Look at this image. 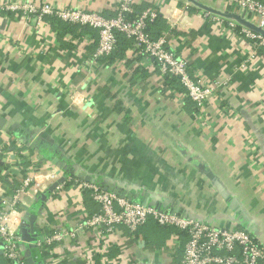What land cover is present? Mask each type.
<instances>
[{"label":"crops","instance_id":"0c3cea01","mask_svg":"<svg viewBox=\"0 0 264 264\" xmlns=\"http://www.w3.org/2000/svg\"><path fill=\"white\" fill-rule=\"evenodd\" d=\"M23 1L110 17L118 0H0V7ZM135 2V12L158 11L164 28L154 38L186 59L194 79L220 84L201 112L134 46L113 63L96 62L89 34L60 40L49 23L0 10V195L10 198L8 175L20 187L40 173L42 192L31 184L18 198L16 219L25 222L24 207L37 211L41 193L64 176L25 244L36 264H181L186 234L152 219L134 234L81 227L99 207L72 184V170L123 188L132 202L248 231L264 245V52L215 28L200 9L250 25L252 16L217 0ZM54 232L73 237L34 244Z\"/></svg>","mask_w":264,"mask_h":264},{"label":"built area","instance_id":"2783aa9c","mask_svg":"<svg viewBox=\"0 0 264 264\" xmlns=\"http://www.w3.org/2000/svg\"><path fill=\"white\" fill-rule=\"evenodd\" d=\"M217 1L224 7H233L235 11L252 16L254 21L252 26L260 29L262 33L241 25L237 29V23L231 18H224L201 8V15L205 21L213 24L217 29L231 31L240 39L250 42L256 52L260 49L264 50V2L261 0ZM135 4V0H118L110 17L52 3L37 4L30 1L4 3L0 10L18 14L26 20L33 17L37 24H47L49 23L47 18H54L68 25L94 30L97 33V40L92 57L96 62L111 55L116 48L117 35H123L133 41V46L141 54L155 63L162 79L169 77L177 80L182 89L178 96L190 101L194 108L201 112L220 84L204 83L194 79L189 73L186 59L170 50L163 36L152 39L147 33L148 26L159 16L158 11L150 7L135 13ZM44 173H47L45 174L47 180L54 178L52 171ZM38 175L40 173L26 178L9 199L4 194L0 195V242L2 257L6 264H26L24 257L26 242L19 233L24 222L17 220L19 215L17 204L20 193L31 184H34L35 192H42L41 188L45 186L40 184ZM70 181L80 192H87L90 199L99 207L97 213L80 224L81 227L111 234L118 226H123L134 234L152 219L160 227H171L186 234L187 241L183 247L181 264H264V245L248 231L214 227L192 217L180 216L154 206L122 199L114 193L105 191L96 183H87L72 177ZM72 237L71 233L54 232L51 235L36 237L34 244L46 248L55 242L70 240ZM176 238L177 236L173 239Z\"/></svg>","mask_w":264,"mask_h":264},{"label":"trees","instance_id":"16d2710c","mask_svg":"<svg viewBox=\"0 0 264 264\" xmlns=\"http://www.w3.org/2000/svg\"><path fill=\"white\" fill-rule=\"evenodd\" d=\"M135 7L136 5H134V12H135ZM193 10V9H191ZM135 13H138V12H135ZM50 26L51 27H54L53 30H55L56 32V36L57 38H59L60 40H62V38L64 36H66L67 34H71L73 35V37H81L80 35H84V34H89L90 37L93 38V42L91 44V47L93 50H95V47H96V40H97V33L94 31V30H91L89 28H81L82 30V33L79 34V35H75V31H76V27H79V26H74V25H68V24H65L57 19H54V18H47L46 19ZM238 24V23H237ZM164 28V25H163V22H162V19L158 16L155 20L154 23H151L149 26H148V30H147V33L149 34V36L152 38V39H156L154 38L156 34H159L161 32V30H163ZM240 26L238 25L237 26V29H239ZM75 35V36H74ZM69 47H72L70 44H68ZM133 47V41L131 40H128L126 39L123 35L121 34H118L117 35V44H116V48L115 50L113 51V53L107 57H103L101 59L105 60L107 63H113L114 60H120L123 55H124V52L128 49V48H131ZM260 52L264 50L260 49L259 50ZM101 59H99L98 61H100ZM165 81H167L168 83H173V82H176L177 80L173 79V78H166ZM179 86V84H178ZM180 90L178 92H181V87L179 86ZM3 182V181H2ZM7 187H8V194L11 196L12 194H14V192L18 189L19 187V184H18V181H17V178L16 176L14 175H8L7 177H5V180L3 182ZM176 233V232H175ZM31 252H32V255H35V250L33 249H30ZM5 261V260H4ZM6 263V261H5Z\"/></svg>","mask_w":264,"mask_h":264},{"label":"water","instance_id":"95a60500","mask_svg":"<svg viewBox=\"0 0 264 264\" xmlns=\"http://www.w3.org/2000/svg\"><path fill=\"white\" fill-rule=\"evenodd\" d=\"M202 9H205V10H208V11H211L217 15H220V16H223V17H230L232 20H235L236 22L238 23H241L242 26H245L255 32H258V33H262V31L246 22L243 21V19H241L240 17L238 16H229V15H226L225 13L224 14H221L220 12H216V11H213V10H210V9H207V8H202ZM11 173H16V171H11ZM69 176H72L78 180H81V181H84V182H87V183H96V184H99L102 189H104L105 191H108V192H111V193H114L115 195H117L118 197L122 198V199H128L130 200V198H127L126 197V193L125 191L123 190V188H119L118 186H115V185H111V184H108V183H98L97 181H95L91 176L89 175H85L83 173H79L78 171H70L69 173ZM64 182V176L61 177L60 179H58L56 182H54L50 187H48V189L46 191H44L43 193H41L39 199H38V204H39V209L42 208V206L44 205L45 201L47 200V193H51L54 191V189L62 184ZM145 202V201H144ZM142 205H147V204H144V203H140ZM148 205L150 206H153L152 203H149ZM39 209L36 211V209H34L33 212H29L27 207H24V210H25V214H24V225L19 229V233L20 235L22 236V238L26 241L29 240L31 241L32 238L35 237V235H33V231H34V223L36 221V215L39 211ZM37 212V213H36ZM33 237L31 238L30 236ZM30 246L25 250L24 252V257H25V261H26V264H36L34 262V259L32 258L31 256V252L29 250ZM0 249H2V243L0 242ZM0 255H1V252H0Z\"/></svg>","mask_w":264,"mask_h":264},{"label":"rangeland","instance_id":"374dc122","mask_svg":"<svg viewBox=\"0 0 264 264\" xmlns=\"http://www.w3.org/2000/svg\"><path fill=\"white\" fill-rule=\"evenodd\" d=\"M218 12V11H217ZM221 13V11H219ZM221 14H224V12H222ZM223 17V16H222ZM224 18H230V17H224Z\"/></svg>","mask_w":264,"mask_h":264}]
</instances>
